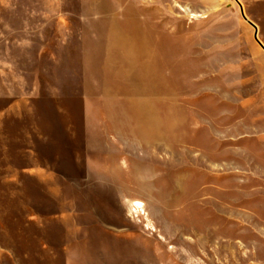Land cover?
<instances>
[{
	"label": "rangeland",
	"instance_id": "rangeland-1",
	"mask_svg": "<svg viewBox=\"0 0 264 264\" xmlns=\"http://www.w3.org/2000/svg\"><path fill=\"white\" fill-rule=\"evenodd\" d=\"M248 22L264 47L247 0H0V264H264Z\"/></svg>",
	"mask_w": 264,
	"mask_h": 264
},
{
	"label": "crops",
	"instance_id": "crops-1",
	"mask_svg": "<svg viewBox=\"0 0 264 264\" xmlns=\"http://www.w3.org/2000/svg\"><path fill=\"white\" fill-rule=\"evenodd\" d=\"M253 2L258 4H264V0H247V2ZM67 263L73 264L69 260L70 252L67 250ZM116 257L119 260L117 264H145L146 263V251L131 249L128 246L122 244L121 249L116 252Z\"/></svg>",
	"mask_w": 264,
	"mask_h": 264
},
{
	"label": "water",
	"instance_id": "water-1",
	"mask_svg": "<svg viewBox=\"0 0 264 264\" xmlns=\"http://www.w3.org/2000/svg\"><path fill=\"white\" fill-rule=\"evenodd\" d=\"M241 15H242V18H243L245 21H247L246 18L244 17V15H243L242 11H241ZM248 23H249V24L255 29L254 38L256 39V41L258 42V44L261 46V48L264 50V47L262 46V44L259 43V41L257 40V32H256V28H255V26H254L253 24H251L250 22H248Z\"/></svg>",
	"mask_w": 264,
	"mask_h": 264
}]
</instances>
